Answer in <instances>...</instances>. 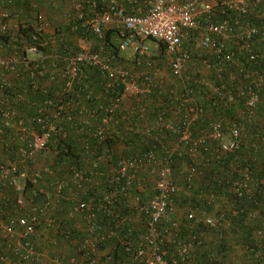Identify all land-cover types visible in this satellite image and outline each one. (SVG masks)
I'll return each mask as SVG.
<instances>
[{
  "label": "trees",
  "instance_id": "trees-1",
  "mask_svg": "<svg viewBox=\"0 0 264 264\" xmlns=\"http://www.w3.org/2000/svg\"><path fill=\"white\" fill-rule=\"evenodd\" d=\"M49 1L14 0L9 9L17 20L0 33V55L27 58L30 64L16 65L18 73L0 68V99L8 98L17 111L13 124L4 125L0 135V166L18 159V149L31 142L32 136L22 128L41 132L38 119L45 115L58 127L47 148L20 165L21 172H26L20 179L22 190L7 187L0 192V212L6 221L26 216L35 205L45 208L30 239L38 242L47 257L29 264H50L54 257L64 260L71 256L80 264H90L92 257L95 264H139L133 259L135 241L149 233V215L141 210V204L154 195L160 167L168 161L179 188L172 207L158 223L164 237L160 246L168 264H264V0H251L250 11L240 17L216 0L219 19L238 18V29L251 23L260 32L250 41L251 51H244L233 63L223 61L220 71L217 65L221 58L201 55L197 46L201 34L190 32L185 47L193 54L184 68L183 82L172 73L165 44L153 40L158 49L152 56H130L115 41L120 40L119 30L106 28L99 37L75 19L73 0H54L57 8ZM66 13L75 20L67 22ZM39 14L46 17L49 27L37 31ZM238 29L230 43L234 51H239L242 41ZM80 39L89 41L94 51L103 50L115 68H123L140 81L148 77L150 92L124 95L120 76L92 66L83 67L85 74L67 91L64 66L69 56L82 49ZM31 45L42 54L47 68L43 75L40 70L44 67L33 65L41 56L26 50ZM205 58L210 68L204 65ZM206 81L236 93L257 90L260 102L254 117L248 120L243 115L247 95L227 104ZM186 92H191L190 97L204 111L191 126L193 139L209 134L216 120L245 126L243 145L237 152L218 151L217 142L207 139L199 147V169L194 174L190 172L189 146L182 144L175 152L179 134L158 125L161 117L183 123L181 113L190 104ZM140 102L146 105L144 115ZM1 119L0 114V127ZM247 168L252 174L250 191L239 196L234 182L244 177ZM77 171H83L84 178L76 177ZM129 179L130 187L124 189ZM60 183L63 188L58 192ZM19 196L25 205L18 203ZM135 196L140 197L139 204ZM47 202L50 205L46 206ZM81 203L89 207L76 210ZM191 213L194 218H190ZM221 213L225 216L215 226L204 221L219 218ZM94 237L99 251L90 256L81 247L83 241ZM186 243L192 248L182 254Z\"/></svg>",
  "mask_w": 264,
  "mask_h": 264
},
{
  "label": "built area",
  "instance_id": "built-area-1",
  "mask_svg": "<svg viewBox=\"0 0 264 264\" xmlns=\"http://www.w3.org/2000/svg\"><path fill=\"white\" fill-rule=\"evenodd\" d=\"M25 1V0H21ZM76 10L75 19L82 20V25L91 30L94 34L102 37L106 28H116L119 30V44L122 49L129 48L131 55L152 56L153 50L146 44L148 39L155 40L165 44L166 53L169 56L171 70L175 77L180 78L183 82V71L186 64L192 58L193 52L185 47L187 35L190 32L197 31L201 34L200 41L197 42L201 55L208 54L221 58L218 66L219 71L222 69L223 61L233 63L239 55L246 50L251 51V40L256 36L259 27L246 23L241 29L237 26L240 24L238 18H218L216 11V0H73ZM251 0H220L228 9L234 10L238 16L246 15L250 11ZM14 0H0V33L5 32L17 18L14 17L9 9V5ZM100 3L102 7H100ZM100 7V8H99ZM88 9V10H86ZM90 13L88 17L86 14ZM226 13V10H223ZM67 22L74 21L70 13L64 14ZM22 17L20 16V20ZM39 24L37 31L49 27V23L43 14L38 15ZM24 19H22L23 21ZM235 29L239 30V37L242 39L238 44L239 51L232 50L230 43L232 42V33ZM37 38V37H36ZM35 38V39H36ZM83 42L84 43L83 45ZM82 49L66 59L63 76L65 78V89L71 90L76 80L85 74L83 67H96L101 71L118 75L122 78L124 84V95L140 96L151 90L150 80L148 77L140 81L136 76L128 74L123 68H115L104 51L92 50V44L86 39H80ZM29 54H39V59L35 60L34 67H44L40 70L43 75L47 68L42 64V54L37 46L31 45L26 48ZM251 59L255 55H251ZM27 58L19 59L16 56L6 58L0 55V68L4 67L7 71L15 73L18 64L30 66ZM207 68L211 67L209 59L203 60ZM18 73V72H16ZM54 70H52V74ZM262 79V77H261ZM209 86L215 95L220 97L222 101L231 104L238 97L246 96V110L243 115L251 120L254 117L255 109L260 102L259 92L255 89H249L247 92L240 91L236 93L233 90H227L225 85L214 86L210 81L204 82ZM185 84V82H184ZM188 94L187 100L190 103L185 113L179 111L178 114L184 115L182 124L176 122L173 118L161 117L158 125L161 128L170 130L179 134L178 143L174 149L179 152L181 145H188V155L192 162L190 164V172L194 174L199 167V147L207 140L212 139L217 142L218 151L234 153L241 149L243 145V137L245 132L244 124H237L232 120H216L211 124L209 134L202 135L193 139L191 126L203 114L200 105ZM139 109L142 115L146 114V105L140 102ZM1 127L0 135L3 134V126H11L13 119L17 116L16 109L9 104L6 97L0 99ZM176 118L178 117L175 114ZM244 118V117H243ZM41 123V132L31 128H22L23 132H27L32 136L31 142L27 147L18 149V159L0 166V192L7 187H12L17 191L22 190L20 179L26 176V172L20 170V165L24 164L26 159L34 158V155L48 146V142L54 132L58 131L57 122L49 115L38 119ZM108 118L104 122H108ZM20 130V127H19ZM150 130L146 132L149 133ZM127 165L121 169L124 175ZM159 176L155 183L154 195L144 204H141V210L149 215L148 227L149 233L145 237H140L135 243L137 248L133 251V259L139 264H168L166 252L161 249L160 243L164 239L158 230V223L167 214L168 209L173 205V195L178 191L177 184L172 179V167L170 161L163 164L158 172ZM39 177V173H35ZM76 177L84 178L83 171H77ZM35 177V179H36ZM133 178V177H130ZM130 180L124 189L130 187ZM252 181L251 171L247 168L244 177L236 180L235 191L239 196L250 191V182ZM63 188V184L58 185V192ZM135 202L139 204L140 197H134ZM18 203L25 205V200L19 196ZM50 205L49 202L45 203ZM89 207L87 203H81L76 210H83ZM43 206H33L31 211L21 218L5 220L0 212V264H29L32 262H42L46 257V253L39 246L37 241L30 238L36 234L41 224V214L44 212ZM194 213L190 214V218H194ZM221 213L219 218L208 217L204 220L210 226H215L220 219L224 218ZM21 228V230H20ZM7 239L4 241V239ZM97 237L94 239H86L83 241L81 251H85L87 255L97 254L99 251V243ZM192 248L190 243H186L181 248V253H188ZM87 250V251H86ZM132 251L131 247H128ZM96 259L92 257L90 264H95ZM50 264H80L77 257L71 256L68 259L54 257Z\"/></svg>",
  "mask_w": 264,
  "mask_h": 264
},
{
  "label": "rangeland",
  "instance_id": "rangeland-1",
  "mask_svg": "<svg viewBox=\"0 0 264 264\" xmlns=\"http://www.w3.org/2000/svg\"><path fill=\"white\" fill-rule=\"evenodd\" d=\"M198 41H200V38H199V40H197V42ZM84 43H86V42H83V45H84ZM146 44L152 49V50H157L158 49V44L155 42V41H153L152 39H148L147 41H146ZM128 51H131L129 48H126V49H123V52L125 53V54H130L131 52H129V53H126V52H128Z\"/></svg>",
  "mask_w": 264,
  "mask_h": 264
},
{
  "label": "crops",
  "instance_id": "crops-1",
  "mask_svg": "<svg viewBox=\"0 0 264 264\" xmlns=\"http://www.w3.org/2000/svg\"><path fill=\"white\" fill-rule=\"evenodd\" d=\"M51 1V2H50ZM49 2L51 3V5L50 6H52V7H54V8H57V7H59V4L58 3H56L54 0H50ZM65 8H66V10L68 9V8H70V4H69V6L68 5H65ZM64 8V9H65ZM52 11H54V10H52ZM51 12V11H50ZM55 12V11H54ZM55 18H59V16L58 15H55L54 16ZM116 42H118L119 43V41L118 40H115ZM129 52H131V51H128V52H126V53H129ZM65 253V252H64Z\"/></svg>",
  "mask_w": 264,
  "mask_h": 264
}]
</instances>
